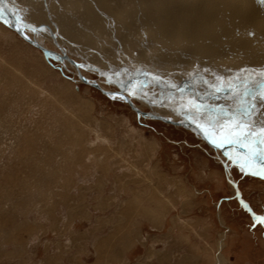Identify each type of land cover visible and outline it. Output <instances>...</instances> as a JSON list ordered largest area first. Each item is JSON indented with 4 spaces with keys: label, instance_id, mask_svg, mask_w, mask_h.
Here are the masks:
<instances>
[{
    "label": "rangeland",
    "instance_id": "374dc122",
    "mask_svg": "<svg viewBox=\"0 0 264 264\" xmlns=\"http://www.w3.org/2000/svg\"><path fill=\"white\" fill-rule=\"evenodd\" d=\"M9 1L27 35L64 56L62 46L89 81L170 103L132 99L172 121L183 122L181 111L203 135L83 83L71 63L8 27L0 8V264H264V225L254 221L264 216V175L252 174L264 165L227 143L238 101L218 94L255 85L244 102L258 133L264 61L203 63L180 44L182 9L167 10L169 0ZM118 2L135 9L130 19Z\"/></svg>",
    "mask_w": 264,
    "mask_h": 264
},
{
    "label": "bare ground",
    "instance_id": "6f19581e",
    "mask_svg": "<svg viewBox=\"0 0 264 264\" xmlns=\"http://www.w3.org/2000/svg\"><path fill=\"white\" fill-rule=\"evenodd\" d=\"M107 1L110 2L108 5L112 4L111 2H113L111 0H107ZM117 1L120 2L123 0H116V2ZM155 3H153V4L155 5ZM209 3H212V5H210ZM103 4H105V3L103 2ZM119 4H120L119 6L121 7L120 11L125 10V18L130 19L133 12H134L132 9H134V8L131 6L122 5L121 3H119ZM165 4H168V6H169L168 8L166 7L167 10H170L171 9L170 7L175 8V6L180 7V10L182 9L180 17H178L176 19L177 20L176 25L177 24H178V26L180 25L179 26L180 29L175 33L181 37L180 38L181 39L180 44L185 43V44H187V46H189L191 48H195V50H197V52L200 54V55L198 54L199 57L197 56V58L204 60V61H202L203 63L206 64L207 63L206 60L209 59L213 63L212 66L219 68V67L228 65V62H229L228 66H229V68H232L233 66H235L236 63L238 65H240L241 63L244 64L247 62V63H250V65H251L250 70H251L252 65L258 66L257 64H261L264 61V0H169L168 3L166 2ZM163 6H165V5H163ZM154 7H156V6H154ZM209 8H211L213 11L210 14L211 16H209V14H207V12H206V11H208V13H209L211 11V9H209ZM183 9H184V11H183ZM186 9H188V13H187ZM136 10H137V7H136ZM189 11H191L192 14L189 13ZM174 12H175V10H174ZM170 13H172V12H170ZM197 13H199V14L196 15ZM161 16H162V14H161ZM123 18H124V16H123ZM123 18H121V19H123ZM167 18H169V17H167ZM206 18H208L209 20H206ZM169 20H170V18H169ZM218 21L221 22V24L223 26V27L221 26L223 28V30L221 29L222 31L217 30V28H219L218 27V25H219ZM245 22H248V23L245 24ZM186 25L188 27L194 25L197 33L196 32H188V27ZM209 31H211V33ZM252 35H254V36H252ZM209 36H212L213 38L210 37V39L205 40V38H208ZM136 38H137V36H136ZM212 41H215L216 44L215 43H214L215 45L212 44ZM205 42H207L208 45H210L213 49H211V48L209 49V47H207V43H205ZM192 44H195V45H192ZM196 45H199V48H197ZM60 49H61V52L63 53V55L65 54L67 56V51L64 50L62 46H60ZM218 50H220V51L217 52ZM186 51H187V49H186ZM224 52H226V54ZM225 56H227L228 59L230 58V60L222 62L221 58H224ZM64 61H67L68 63H70V61H68V60L64 59ZM64 61H63V63H64ZM71 65H72V63H71ZM75 69L77 70V73L80 72V69L79 70L77 68H75ZM247 69H248V67H247ZM253 69H255V68H253ZM106 78L109 80L112 79L111 75H106ZM156 83L155 84L152 83L151 85H153V86L156 85L157 87H160V85H158ZM97 85H99V84H97ZM180 86L181 85L178 84V85L173 86V87L176 89H180ZM239 91H242V89H240ZM218 94H220V97H222V98L223 97L227 98L226 95H228V96L230 95L232 97L236 96V92H233L234 95L222 93V92L218 93ZM230 96H229V98H230ZM137 97H138L139 101L145 100L144 98H141L140 96H137V95L134 96L135 99ZM181 99L182 98H180V100ZM211 100L213 101L214 99H211ZM151 103H152V101H151ZM132 104L135 106V104L133 102H132ZM152 104H155L156 106H159V107L165 106V105L161 104L160 102H153ZM147 105H150V104H147ZM169 105H171V104L169 103L168 105H166L167 106L166 109L167 108L170 109L171 106H169ZM150 106H152V105H150ZM186 106H188V105L186 104ZM173 108H177V107H173ZM180 108L181 107H179L178 109H180ZM174 111H176V110H174ZM189 111L192 112V110H189ZM141 112H143V111H141ZM143 113H146V112H143ZM149 113L152 114L153 116L161 117V116L153 113L152 111H150ZM176 115L182 117L181 120H183V122H181V121L178 122L177 120H175L179 125L189 124V125H193L194 127L197 126L198 130H196V132L201 133L203 135L200 126L189 121L186 118L187 115L185 116V114H183L181 111L176 113ZM188 116H189V114H188ZM144 117H146V118L148 117L150 119H155V120H159L163 123H166L162 119H157L155 117L145 116V115H144ZM162 118H164V117H162ZM169 121H172V120H169ZM175 121H172V122H175ZM166 124L172 125V123H166ZM234 147H236V146H234Z\"/></svg>",
    "mask_w": 264,
    "mask_h": 264
},
{
    "label": "snow or ice",
    "instance_id": "6c2138e0",
    "mask_svg": "<svg viewBox=\"0 0 264 264\" xmlns=\"http://www.w3.org/2000/svg\"><path fill=\"white\" fill-rule=\"evenodd\" d=\"M19 31V29H17ZM256 87L255 85L252 86ZM236 89H242V91L236 92V98L238 101L237 116L234 119H230L229 123L233 125L229 131V139L227 143L237 146L240 149H243L247 152V155L250 160L258 161L261 165H264V127H261L257 133L251 127V110L250 107L245 105L244 97L246 95H255L252 92V88L249 87L247 83L241 82L240 84L235 85L234 91ZM261 99H264V86H261L258 90ZM254 107V106H252ZM197 110H199L197 108ZM219 116L225 115L224 110L218 114ZM231 117V114L228 113ZM244 116H248L249 119L245 121ZM223 125L221 126V131H223ZM256 139H253V137ZM218 147L221 145H217ZM253 175H264V167L261 168L259 172H253ZM243 203V202H242ZM243 207L249 211L247 204H243ZM254 221L256 224L264 225V217L254 216Z\"/></svg>",
    "mask_w": 264,
    "mask_h": 264
},
{
    "label": "water",
    "instance_id": "95a60500",
    "mask_svg": "<svg viewBox=\"0 0 264 264\" xmlns=\"http://www.w3.org/2000/svg\"><path fill=\"white\" fill-rule=\"evenodd\" d=\"M0 8L1 10L6 14L7 16V19H8V22L6 23L8 27H10L13 31H15L23 40H25L27 43L31 44L33 47L39 49L40 51H42V53L47 57V58H50V57H57L59 58L61 61H64L65 60H68L70 61V63H72V65L77 68L78 70L82 67L81 64L75 62L74 60L70 59L69 57H67L65 54L64 56H62L61 54L57 53V52H54V51H51L47 48H45L44 46H42L40 43H38L36 40L34 39H31L27 33L25 32V30L23 28H25L22 23L18 20L16 14H15V11L12 7V4L9 0H0ZM19 29V31L17 30ZM80 81H82L83 83H86L88 85H91L92 87H95L96 89H99L100 91H102L103 93L107 94V95H120L122 97L125 98V100L127 101V103L131 106V108L138 114V115H145V116H151V117H155L157 119H162L164 122L166 123H172L174 125H179L176 121L175 122H172V121H169L168 119H165V118H162V117H158V116H153L152 114L150 113H143L140 111V109H138L137 107H135L133 104H132V99H135L134 96L132 93H130V97L128 96L127 94V91L124 89V88H119L120 91L118 92H107L105 90H102L101 87L99 85H97L96 83H92L90 82L87 78H85L80 72L77 73ZM253 90V88H252ZM138 99V97L136 98ZM211 99V98H210ZM209 98H207L206 100H210ZM213 99V98H212ZM214 99H216L214 97ZM143 103H147V104H150L153 106V108H159V109H166L167 106H162V107H159V106H156L155 104H152L151 102H148L146 100H142ZM203 101L205 100H202L201 101H198L195 103L196 104H202ZM193 102V101H191ZM169 106H172V105H169ZM151 107V106H150ZM170 109H172V107H170ZM172 111V110H171ZM174 112V111H173ZM263 238H264V232H263Z\"/></svg>",
    "mask_w": 264,
    "mask_h": 264
},
{
    "label": "flooded vegetation",
    "instance_id": "af4514ba",
    "mask_svg": "<svg viewBox=\"0 0 264 264\" xmlns=\"http://www.w3.org/2000/svg\"><path fill=\"white\" fill-rule=\"evenodd\" d=\"M262 217H264V216H262Z\"/></svg>",
    "mask_w": 264,
    "mask_h": 264
}]
</instances>
